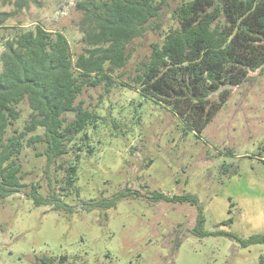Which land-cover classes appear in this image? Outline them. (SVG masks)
I'll list each match as a JSON object with an SVG mask.
<instances>
[{"label":"rangeland","instance_id":"obj_1","mask_svg":"<svg viewBox=\"0 0 264 264\" xmlns=\"http://www.w3.org/2000/svg\"><path fill=\"white\" fill-rule=\"evenodd\" d=\"M18 1L0 0V35L40 23L83 51L76 6L84 0H24V8ZM183 1L168 0L160 29L132 44V58L114 75L118 87L108 93L100 85L80 97L111 119L90 142L98 150L84 154L77 187L64 200L74 212L36 206L24 192L0 201V264H264L263 240L250 243L264 238V72L232 88L201 135L127 86L176 24L172 12ZM3 52L0 46V58ZM21 163L30 173L25 191L43 178L46 161L27 149ZM155 192L192 194L198 206L153 202ZM102 199L118 200L109 209L81 208Z\"/></svg>","mask_w":264,"mask_h":264},{"label":"trees","instance_id":"obj_2","mask_svg":"<svg viewBox=\"0 0 264 264\" xmlns=\"http://www.w3.org/2000/svg\"><path fill=\"white\" fill-rule=\"evenodd\" d=\"M18 4L26 6L24 0ZM170 5L168 0L78 2L81 53L73 51L64 33L40 23L0 35V201L24 192L36 206L74 212L64 200L77 187L84 154L98 150L90 142L111 119L110 111L104 115L102 106L89 108L80 97L100 85L108 93L119 86L114 75L132 58V44L160 29ZM172 19L176 24L167 27L162 42L152 44L127 86L201 135L227 103L230 90L246 83L250 73L264 72V0H185ZM215 95L220 100L214 101ZM27 149L46 163L43 178L23 191L30 174L21 163ZM150 199L199 202L192 194L155 192ZM117 200L83 202L81 208L109 209ZM197 222L196 229L202 215ZM262 238L252 237L250 243Z\"/></svg>","mask_w":264,"mask_h":264}]
</instances>
